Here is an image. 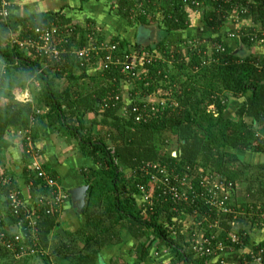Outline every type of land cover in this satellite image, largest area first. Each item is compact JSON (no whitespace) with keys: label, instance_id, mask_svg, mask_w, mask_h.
I'll list each match as a JSON object with an SVG mask.
<instances>
[{"label":"trees","instance_id":"16d2710c","mask_svg":"<svg viewBox=\"0 0 264 264\" xmlns=\"http://www.w3.org/2000/svg\"><path fill=\"white\" fill-rule=\"evenodd\" d=\"M84 1L86 0H82ZM200 1L203 2V7L199 11L202 13V24L201 34L196 38L198 45L187 51V56H184L180 48L182 43L186 42L182 36L188 24L182 0H162L160 8L156 7L158 0H117L114 5L115 12L130 24H136L137 28L142 27L144 37L141 42L144 44L148 40L146 27L158 25L163 29L162 39L154 47L151 44L142 47V51L160 52L162 59L174 63L178 72L169 75L168 65L162 59L156 58L150 63H143L141 66L144 72L133 76L121 72L120 65L109 64L108 52L102 50L99 52V58L104 62L103 75L107 86L104 88L98 83L96 90L84 92L79 91V88L72 91L71 87L59 91L55 88L56 80H76L78 85L83 83L79 79L85 78L88 82L89 77L85 69L98 61L96 54L91 53L83 61L64 55L60 63L52 65L46 59L41 60L33 54L21 52L8 41V35L16 33L20 38H31L32 30L41 24H71L74 30L68 47L71 44L82 47L87 41V37L82 33L92 32L88 26L93 24L90 19H85L84 24L87 26L83 27L77 20L67 17L63 9L20 17L14 14L13 5L7 21H0V59L6 62L0 98H14L15 90L22 91L29 80H36L41 85L38 103H43L48 109L46 115L50 127L64 134H78L83 128V115L92 111L101 115L105 128L104 134L98 135V138H81L82 149L84 150V146L90 147L88 155L98 168L90 169L86 173L89 188L86 204L80 211L87 221L77 232L78 237L63 238L56 233L55 242H52L49 236L59 226L57 215L46 214L45 208L40 207L37 234L41 246L49 250L48 255L41 256L43 264H97L103 247L122 240V229H127L136 239H142L147 231H151L162 243L169 246L184 264H204V259H193L190 253H182L179 250V239L173 240L170 237L168 226L173 224L172 219L178 215L172 211L170 203L157 204L151 210L147 208L145 212L140 204L138 205L139 191L136 185L142 184L147 188L153 186L150 174L142 169L147 163L174 167L173 169L181 174L187 169H190V173L196 169L204 172L209 170L216 175H223L232 183L244 182L247 184V197L252 203L258 201L264 193V163L251 165L238 155L239 151L264 153V44L260 54L250 52L256 39L264 37V1L251 5L249 14L244 17L249 22L232 30H225L223 25L229 4L224 3V0ZM164 3L167 5L163 6ZM141 4L143 13L137 11ZM161 10H164L161 12L164 16L159 24L157 19ZM229 31L239 36L235 37L237 40L233 46L230 43L232 38L228 37ZM98 35L96 32L95 36ZM100 42L101 40L94 45H99ZM214 43L222 46L224 51L217 53L211 50V56L209 51L213 49L211 44ZM106 44H116L112 62L121 61L124 54L131 52L130 44L124 39L112 37ZM240 44L245 47V52L239 54L236 51ZM134 50L138 51V47L135 46ZM210 57L215 61H211ZM75 69L82 73L75 75ZM183 72L184 77L180 75ZM123 80L133 84L128 105H124V99L118 95L117 88ZM91 82L95 83L96 78ZM158 88L168 89L171 102L166 101L165 109L156 112V116L135 123L129 111L130 106L148 103L144 97L151 95ZM107 93L114 97L118 95L119 98L109 100L105 106L103 104L109 95ZM222 93L224 95L220 97ZM228 96L245 98L236 108L234 120L224 115L227 106L224 97ZM210 105H213L212 109H209ZM21 106L23 105L8 104V123H24V126L28 124L27 117L31 109L23 111ZM64 108L77 111V114L74 113L76 120L67 118ZM123 109L126 114L120 115L119 112ZM43 117L37 116V124L43 123ZM247 118L249 120H246ZM31 129L34 140L36 124ZM171 133L177 143L175 155L166 151L167 137ZM24 169L23 172L27 176V167ZM123 170H129V175H125ZM27 179L26 177V182ZM33 179L34 187H31L30 196L37 192L44 193L40 180L34 177ZM6 190L0 186L3 195ZM4 202L7 208V203ZM198 208L201 212L207 209L202 205ZM8 212L10 220L13 221L12 212ZM193 212L194 208L188 207L182 213L191 215ZM225 216L227 219L232 217ZM242 219L244 217L239 215V222ZM250 223L254 224L253 218ZM220 225L227 230L231 228L225 220L221 221ZM239 232L243 233V230ZM247 243L246 236L242 245L237 248ZM263 243L264 240L254 248L257 249ZM9 258L10 264H31L32 259L27 256L15 260L8 251L0 247V260L6 261ZM246 259L250 257L247 256ZM240 261L241 264H246Z\"/></svg>","mask_w":264,"mask_h":264},{"label":"built area","instance_id":"2783aa9c","mask_svg":"<svg viewBox=\"0 0 264 264\" xmlns=\"http://www.w3.org/2000/svg\"><path fill=\"white\" fill-rule=\"evenodd\" d=\"M259 1L263 2L264 0H237L235 2L224 0V3L229 4V8L226 9V14L223 18L224 27L227 24L233 25L230 29L232 30L242 26L245 15L249 14L250 6L257 4ZM13 5L12 0H0L1 22L7 21ZM142 7V4L139 5L137 11L143 13ZM202 7L203 2L200 0H182V8L184 10L192 8L198 13ZM89 28L92 29V32L88 33L86 45L82 47L74 44L68 47L74 30L71 24H41L32 30L31 38H20L19 34L10 33L8 41L12 45L17 46L21 52H26L28 55L33 54L41 60L46 59L52 65L60 63L64 55L76 57L83 61L91 53L98 55L100 51L107 50L109 64L120 65L121 72L130 73L133 76L138 75V62L143 65V63H150L158 58L154 51H135L124 54L121 61L112 62V53L117 49L116 44L107 45L106 42L101 41L99 45H94L96 27L89 26ZM262 35L264 36V32H262ZM228 37L235 39V37L239 36L233 31H229ZM255 44L263 46L264 37L256 39ZM197 45V43L193 42L189 44V48H196ZM211 47L213 48L209 51L211 56V50H215L217 53L224 51L222 46L215 43L211 44ZM210 59L215 61L212 57ZM3 61L5 60L3 59ZM0 67L1 89L2 75L5 73L6 65H1ZM14 95L17 102H32L31 98L27 94H23L22 91L15 90ZM113 98L118 99L119 97L118 95L115 97L108 95L104 99L105 103L103 105L106 106V102ZM130 107L129 111L133 115L134 122L139 123L151 116H156V112L164 110L166 101L148 102L143 105L134 104ZM123 112V114H126V110ZM40 114L41 111L39 109H33L28 118L30 127L34 125L37 116ZM28 131L30 130H19V134L22 135V138L27 142L26 144H28L26 152L32 154L30 139L27 136ZM26 167L29 190L34 187L33 177L40 180V186L45 190L44 193L37 192L34 196H30L29 200L22 196L20 188L15 184V179L10 172L5 167L0 166V186L7 189L4 199L7 203V209L14 216V220L11 222L12 229L8 228L2 217L0 218V247L8 251L15 260L35 254L39 256L48 255V251L41 246L37 234V221L41 213L40 207L45 208L46 214L58 215L65 199L62 188L55 177L43 169L39 162H29ZM142 169L147 174H150L153 186L147 188L142 184L136 185L141 198L140 207L145 212L147 208L151 210L157 204L170 203L172 211L178 214L177 217L172 219L173 224L168 226L170 237L173 240H178L181 236L177 223L180 222V217L183 215L191 217L193 221L207 224V228L202 231L197 228L190 229L187 247L181 246L179 249L182 253H190L193 259H206L215 256L222 259L225 254H235L237 250L246 246L237 248L242 245L243 239L247 236L245 230H243V233H240V230L236 233L233 230H229L224 232L225 236L221 238L217 229L221 221L225 220L232 226L239 215H245L248 212L247 215L254 219L255 226L264 228V193L258 201L252 203V201L248 200L250 202L249 210L244 213L235 210L230 205L232 191H234L236 186L235 183L226 180L223 175H216L209 170L206 172L193 170L190 173V169L181 174L174 169L168 170L165 165H160L159 163H147ZM199 205L207 209L201 212L198 208ZM188 207L194 208L193 214L182 213ZM225 215H232V217L227 219ZM212 217H214V220H212ZM247 256L250 259H246ZM239 259H242L246 264H264V243L259 245L257 249L253 247L247 253L241 252ZM204 261V264H208L206 260Z\"/></svg>","mask_w":264,"mask_h":264},{"label":"crops","instance_id":"0c3cea01","mask_svg":"<svg viewBox=\"0 0 264 264\" xmlns=\"http://www.w3.org/2000/svg\"><path fill=\"white\" fill-rule=\"evenodd\" d=\"M14 3V14L20 17L28 16L33 13L39 12H55L63 9V13L71 18L72 20H77L82 26L85 23V19H90L94 27L102 30L104 27L107 30L106 37L110 38H119L126 40L130 47L133 49L136 47L139 48L137 41L135 40L132 44V40L137 34V25L134 23H129L125 18L118 15L115 11V2L117 0H12ZM162 5V0H158L156 7ZM167 4L164 3L163 6ZM164 9V7H163ZM161 10L158 14L157 23L161 24V19L164 14H161ZM186 19L188 27L184 30L183 38L186 39V42L181 45V52L184 56H187V51L190 50L189 44L197 42L196 38L201 34V17L202 13H197L194 10L187 9ZM162 12V13H163ZM249 20H244L243 23H247ZM90 25V26H91ZM152 25L151 27H153ZM158 26V25H157ZM233 25H226L225 30L231 29ZM135 28L136 32H135ZM155 28V27H153ZM163 31V29L161 28ZM224 30V31H225ZM106 32V31H104ZM151 31L148 30L147 40L149 44L153 47L155 44L162 39L153 38L150 34ZM237 38L230 40L231 45H234ZM108 41V40H107ZM147 43V42H146ZM143 41L140 44L138 51H142ZM245 48V47H244ZM253 49V51H252ZM263 51V46L255 44L250 48V52L260 54ZM158 59H162L161 53L154 51ZM166 65H168L167 72L169 75L176 72V66L174 63L169 60L162 59ZM175 66V67H174ZM141 73L144 72L141 64L137 66ZM103 61L98 57V61L95 62L93 66H90L85 69L86 74L88 75V82L85 78H80L79 81L83 82L81 84H76V80H68L67 78H60L56 80L55 88L59 91L68 89L69 87L79 91H93L100 84L101 87L106 88V80L103 75ZM82 72L75 69L74 74L80 75ZM140 73V74H141ZM184 72L180 75L184 77ZM169 77V76H167ZM96 78V82L92 83L91 81ZM33 82L38 84L36 80H29L26 84L23 94H27L32 102H17L13 101L14 104H21L23 111L27 108L39 109L41 111L40 116L43 117L47 114L48 109L44 106L43 103H38L39 94L34 93L32 90ZM99 83V84H98ZM40 85V83H39ZM41 86V85H40ZM100 87V88H101ZM133 89V84L128 81L123 80L119 84L117 90L119 91L118 95H121L124 99V105H128L131 99L130 91ZM111 92V91H110ZM111 95L110 93H107ZM15 97V96H14ZM147 102H156L157 100H165L171 102L169 97V91L167 88H158L151 95L144 97ZM234 99V98H232ZM232 99L225 100L226 109L224 110V115L231 119H236L235 110L238 104H234ZM5 100V99H2ZM1 100V101H2ZM0 101V102H1ZM235 102V101H234ZM1 104V103H0ZM233 104V107L232 105ZM231 105V106H230ZM1 106V105H0ZM213 105H210L209 109H212ZM4 108V109H2ZM0 166L5 167V169L10 172V174L15 179V184L20 188L21 194L27 200L30 199L31 192L28 188L26 182V174L23 172V169L29 164V162L37 161L41 164L43 169L55 177L59 186L62 188V192L65 195V199L61 208V211L57 215L58 227L49 236V239L52 242H55V234L58 233L61 237H78L77 232L86 224V216L77 209V202L74 201L69 195L68 191L87 184V171L88 170H97L98 165L94 162L91 156L88 155L90 147L84 146V150L81 147V138H98L100 134H104V126L102 122V117L100 114L89 111L85 112L82 120V127L78 134L68 135L56 130L53 127L49 126L48 116H44L42 121L43 123H38L35 121L37 131L35 139H32L31 131L33 128L30 127L29 121L26 126L24 123L19 125H13L8 123L9 109L7 107H0ZM2 110H5V113L2 114ZM65 115L67 118L71 117V121L76 120L75 114L78 113L75 110L64 108ZM124 111V109H123ZM122 110L119 112L120 115L124 113ZM29 113L28 117L31 115ZM246 120H249L247 118ZM256 125V123H254ZM30 130L28 131V137L30 139L32 154L26 152L28 148L27 142L22 138V135L19 134V130ZM109 143V141H108ZM239 157L248 163L256 165L264 163V153L262 152H251V151H239ZM25 170V169H24ZM122 171V169H121ZM124 173L129 174V170H123ZM235 188L247 187V184L241 181L235 182ZM234 191H232L231 198L234 197ZM140 197V196H139ZM137 199L138 205L141 203V198ZM247 197V196H246ZM248 198V197H247ZM249 200V198H248ZM4 195L0 192V216L4 219L6 225L9 229L11 227V220L9 212L5 205ZM249 202V201H247ZM86 204V203H85ZM233 207V206H232ZM234 208V207H233ZM181 218V219H180ZM179 219L178 226L180 228L179 237V246L184 248L188 245V234L190 232V221H193L191 217L181 216ZM242 222V221H240ZM227 225H230L227 223ZM231 226V225H230ZM221 232H226L233 230V225L228 230L223 228L221 225L217 228ZM58 230H61L62 233H59ZM240 230H245L248 237V243L243 249L237 250L235 254H225L222 259H219L218 256L206 258L208 264H241L242 259H239L241 252H249L252 248L262 240H264V228L255 226L251 223V226L247 227L244 224H240ZM121 241L119 243L108 244L100 250L99 257H101L102 264H183L182 260H178L175 252L162 243L159 238L155 236L151 231H147L146 235L142 239H136L127 229H122L121 232ZM49 251L47 248H45ZM98 257V258H99ZM39 259V257H37ZM203 259V258H201ZM43 261L39 260L37 264H42ZM97 264L99 259H97Z\"/></svg>","mask_w":264,"mask_h":264},{"label":"rangeland","instance_id":"374dc122","mask_svg":"<svg viewBox=\"0 0 264 264\" xmlns=\"http://www.w3.org/2000/svg\"><path fill=\"white\" fill-rule=\"evenodd\" d=\"M84 24V23H83ZM85 26H87V25H85L84 24V26L83 27H85ZM88 26H90L89 24H88ZM153 27H155V28H153ZM153 27H151V26H148V27H146V29L148 28V30L149 31H151L150 32V34L152 35V37L153 38H161L162 37V35H163V31L161 30V27L160 26H153ZM136 29L137 28H135V32H136ZM96 31H97V33H99V35L98 36H96V38L93 40L94 42L93 43H97L99 40H109L108 38H104V37H106V33H107V30H105L104 29V27L102 28V30H100V29H98L97 27H96ZM104 31H106V32H104ZM82 34H84L85 36H87L88 35V32L86 33V31H85V33H82ZM81 34V35H82ZM79 36H80V34L77 36L78 38H79ZM161 36V37H160ZM135 40H136V38H135V36H134V38H133V40L131 41L132 42V44H134V42H135ZM197 40V39H196ZM106 41H104V42H106ZM149 41V40H148ZM148 41H147V43H145V44H143L142 45V47H144V46H146V45H148V46H150V44L148 43ZM131 48V52H135L136 50H134L132 47H130ZM139 49V48H138ZM252 51H253V49H252ZM213 52V51H212ZM211 52V53H212ZM97 57H99V54L98 55H96ZM139 64V62L137 63V65ZM3 66V65H6V62L5 61H3V59H0V66ZM137 69H138V67H137ZM137 73L138 74H140L141 73V70L140 69H138V71H137ZM35 85H33V88H32V90L34 91V93H37L35 96H38V94H40L41 93V86L39 85V82H38V84H36L35 82H33ZM224 95V93H222V94H220V97H222ZM15 95H14V93H13V97H14ZM21 98V97H20ZM225 98V100H228V99H232V98H234V99H232L231 101H233V103L234 104H238V105H240V104H242L243 102H244V100H245V98L244 97H241V98H235V97H232V96H228L227 98L226 97H224ZM2 99H5V100H2ZM2 100V101H1ZM0 107H7L8 106V104H10V103H13V101H15V97L14 98H5V97H3V98H0ZM158 101V100H157ZM235 101V102H234ZM232 105V107H233V104H231ZM230 105V106H231ZM2 109H4V108H2ZM211 109V108H210ZM1 110V109H0ZM2 112V114L3 113H5V110H2L1 111ZM168 139H167V141H166V151L169 153V154H172V155H175L176 154V152H177V143H176V140H175V138H174V134L173 133H171V135H169L168 137H167ZM262 138H264V136H262ZM240 159H241V157H240ZM251 163H254V164H251V165H256L255 164V162H251ZM161 165V164H160ZM166 166V168L168 169V170H173V168L174 167H172V168H170V167H168L167 165H165ZM201 169H203V168H201ZM207 170V169H206ZM196 171L197 172H199V171H201L200 169H196ZM125 175H129L128 173H125ZM234 197H233V199L231 198V202H230V205H232L233 207H234V209H236V210H238V211H240V212H246V210H247V208H248V206H249V204H250V202H247L248 201V198L246 197L247 196V193H246V187H241V188H235L234 189ZM243 205V206H242ZM247 213L248 212H246V214L245 215H241V216H243L244 217V219H242V222H239V220H238V218L235 220V223H233V232L234 233H236L237 231H239L240 230V224H244V226H247V227H249V226H251V218L249 217V215H247ZM190 223V229H195V228H197L198 230H200V231H202L203 229H205L206 228V226H207V224L205 223V222H203V223H200L199 221H190L189 222ZM217 231V230H216ZM219 236L221 237V238H224V236H225V234H224V232L222 231H220L219 230ZM37 257H39V259L37 258ZM30 258H32L31 259V264H37L38 262H39V260H41V256H39V255H31L30 256ZM7 261V262H6ZM6 261H4V260H0V262L2 263V264H10V262H11V259L9 258V259H7ZM43 264V263H42Z\"/></svg>","mask_w":264,"mask_h":264},{"label":"water","instance_id":"95a60500","mask_svg":"<svg viewBox=\"0 0 264 264\" xmlns=\"http://www.w3.org/2000/svg\"><path fill=\"white\" fill-rule=\"evenodd\" d=\"M144 37L143 33H142V27H139L137 29V34H136V41L138 43L139 48L141 47V40ZM244 47L242 44L239 45L236 53H244ZM89 186L88 185H82L76 188H73L71 190L68 191L69 195L71 196V198L77 202V209L81 210L86 203V197H87V190H88ZM59 233H62L61 230H58ZM99 259V263L102 264L101 261V257L98 258Z\"/></svg>","mask_w":264,"mask_h":264}]
</instances>
